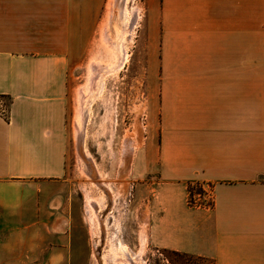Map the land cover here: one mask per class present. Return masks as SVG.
<instances>
[{
  "label": "crops",
  "instance_id": "0c3cea01",
  "mask_svg": "<svg viewBox=\"0 0 264 264\" xmlns=\"http://www.w3.org/2000/svg\"><path fill=\"white\" fill-rule=\"evenodd\" d=\"M105 1L0 0V264L74 241L69 76ZM146 51L153 125L133 174L149 243L264 264V0H155ZM194 184L211 207L190 203Z\"/></svg>",
  "mask_w": 264,
  "mask_h": 264
},
{
  "label": "rangeland",
  "instance_id": "374dc122",
  "mask_svg": "<svg viewBox=\"0 0 264 264\" xmlns=\"http://www.w3.org/2000/svg\"><path fill=\"white\" fill-rule=\"evenodd\" d=\"M111 1L104 2L92 40L69 76L66 179L72 192L75 238L63 256L62 249L52 251L49 263L45 260L44 264H127L118 255L121 246L128 249L137 264H214L160 250L149 243L146 197L133 174V162L134 154L143 151L153 125L155 88L149 73L146 38L149 10L155 0L128 2L130 15L125 19L130 29L122 43L118 42L126 55L122 62L106 39L118 41L117 33L127 26L113 14ZM93 64L104 71L118 68L103 78L102 89L88 107L78 143L75 120L79 93L81 89L87 91ZM190 190L192 196L202 193L198 184L191 185ZM89 201L95 202L92 207Z\"/></svg>",
  "mask_w": 264,
  "mask_h": 264
},
{
  "label": "bare ground",
  "instance_id": "6f19581e",
  "mask_svg": "<svg viewBox=\"0 0 264 264\" xmlns=\"http://www.w3.org/2000/svg\"><path fill=\"white\" fill-rule=\"evenodd\" d=\"M129 1L130 0H112L111 1L113 14H116L118 17H120L123 23H125V25L127 24V26H124V30L122 33L120 32L117 33L118 41H114L112 38L110 39L109 37L106 38L108 41L112 42V44L114 45L116 57L121 62L125 60L126 55H125L122 44L118 45V42L122 43V40L124 39V37L126 36L127 32H129V29H130V23L126 21L125 19L127 18V15L128 16L130 15V12L127 7ZM106 36H108L107 32H106ZM117 68L118 66H114L113 68H110V69H107V71H104L105 69L100 68L99 65L97 64L92 65L91 67L92 69L91 77L92 78L88 85L87 91H85L84 89H81L79 93L80 106H79L78 114L75 120V131H76V137L78 138V143H79L80 136L82 134V130L84 128L83 127L84 122L87 118L86 114H87V110L89 109L88 107L93 102V99H95L96 92L98 93L102 89L103 78L105 77V75L112 74L114 73V71H117ZM94 203L95 202L93 201H89V204L91 207L94 205ZM95 215H98V214L95 213ZM118 251H119L118 255L120 256V259L121 261H123V263L137 264L133 259H131L132 256L130 257L129 255L130 253L128 249H126L124 246H121L120 250L118 249ZM132 260L135 263H133Z\"/></svg>",
  "mask_w": 264,
  "mask_h": 264
},
{
  "label": "built area",
  "instance_id": "2783aa9c",
  "mask_svg": "<svg viewBox=\"0 0 264 264\" xmlns=\"http://www.w3.org/2000/svg\"><path fill=\"white\" fill-rule=\"evenodd\" d=\"M195 196L191 194V198H190V203L193 204V205H206L208 207H211L212 204H213V201H212V197H207L206 201L205 202H201L202 200H199V201H196V199L194 198Z\"/></svg>",
  "mask_w": 264,
  "mask_h": 264
}]
</instances>
